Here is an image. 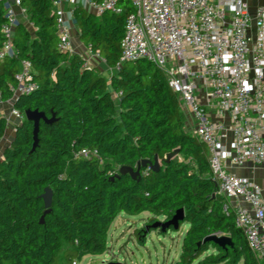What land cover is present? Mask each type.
I'll use <instances>...</instances> for the list:
<instances>
[{
  "label": "trees",
  "instance_id": "16d2710c",
  "mask_svg": "<svg viewBox=\"0 0 264 264\" xmlns=\"http://www.w3.org/2000/svg\"><path fill=\"white\" fill-rule=\"evenodd\" d=\"M53 2L21 0L32 26L18 21L12 39L17 52L0 59V100L12 98L20 62L29 60L37 87L17 96L13 106L52 119L40 121L36 139L33 122L23 119L0 157V264H61L64 244L65 264L101 254L121 213H149L136 232L144 243L146 228L151 231L178 209L184 214L178 229L184 223L188 228L174 264H261L233 211H222L225 197L217 192L206 147L187 128V115L164 72L145 59L117 68L124 23L133 12L130 1L119 2V14L96 15L81 4L72 8L79 40L105 61L108 77L78 52L58 49ZM5 19L1 5L0 26ZM3 40L0 31V48ZM4 130L0 117V138ZM81 149L96 154H77ZM156 156L158 171L141 168L138 179L119 174L122 165L135 169L139 160L154 162ZM47 187L53 196L44 214L40 196ZM211 234L229 236L233 246L206 242Z\"/></svg>",
  "mask_w": 264,
  "mask_h": 264
},
{
  "label": "built area",
  "instance_id": "2783aa9c",
  "mask_svg": "<svg viewBox=\"0 0 264 264\" xmlns=\"http://www.w3.org/2000/svg\"><path fill=\"white\" fill-rule=\"evenodd\" d=\"M120 1L54 0L58 49L77 52L68 24L74 5L81 4L96 15L119 14ZM129 1L133 12L124 23L117 68L123 62L145 59L164 72L192 119L190 128L206 147L217 192L225 197L222 211H233L248 248L264 264L262 189L231 170L247 162H264V5L251 12L246 0ZM1 5L6 17L0 26L3 59L17 52L12 43L19 21L14 7L25 15L26 9L21 0H0ZM92 54L105 62L98 53ZM86 64L91 65L87 60ZM15 80L12 101L36 89L29 60L20 62ZM211 106L217 119L209 112ZM10 115L18 123L26 118L14 106ZM77 154L91 157L96 151L81 149Z\"/></svg>",
  "mask_w": 264,
  "mask_h": 264
},
{
  "label": "rangeland",
  "instance_id": "374dc122",
  "mask_svg": "<svg viewBox=\"0 0 264 264\" xmlns=\"http://www.w3.org/2000/svg\"><path fill=\"white\" fill-rule=\"evenodd\" d=\"M74 29L72 26L71 44L73 50L81 54L91 65L105 69L106 72L103 74L108 77L110 70L106 69L104 63L97 59L84 45L79 44ZM148 217V212H141L136 215L119 214L109 227L106 251L98 255H86L76 264H108L109 262L174 264L179 259L182 238L188 228V223H184L177 230L170 228L166 233H160L153 228L150 231V228H146L142 240L144 243H142L138 240L136 232L145 227ZM148 231L149 233L146 234ZM66 248L67 245L64 244L59 254L61 264H65L67 261L63 255Z\"/></svg>",
  "mask_w": 264,
  "mask_h": 264
},
{
  "label": "water",
  "instance_id": "95a60500",
  "mask_svg": "<svg viewBox=\"0 0 264 264\" xmlns=\"http://www.w3.org/2000/svg\"><path fill=\"white\" fill-rule=\"evenodd\" d=\"M8 1L13 2V0H8ZM13 105H14V101H13ZM24 112L26 115V119L33 122L34 124L33 133L36 139L40 121L43 120L45 122H50L52 119H48V117L44 112L38 111L37 109L34 110L26 109ZM175 153H177V150L174 153L168 154L167 160L172 158V156ZM141 168H149L152 171H158L160 168V162L157 156L155 157L154 162L148 159L139 160L137 162V166L135 169L129 165H122L119 167V174L121 175L128 174L132 179H138L140 177ZM52 196H53V192L49 187L45 188L44 193H42L40 196V198L44 202V207H45L44 214H47L50 211L52 205ZM183 219H184L183 209H178L170 219L157 221L151 225V228L153 229L160 228L161 232H166L170 228L177 230L179 228V222L182 221ZM42 221H43V216L41 217V222ZM205 241L212 242L222 248L233 246V242L231 238L226 235L211 234L205 238ZM108 264H121V263L109 262Z\"/></svg>",
  "mask_w": 264,
  "mask_h": 264
},
{
  "label": "crops",
  "instance_id": "0c3cea01",
  "mask_svg": "<svg viewBox=\"0 0 264 264\" xmlns=\"http://www.w3.org/2000/svg\"><path fill=\"white\" fill-rule=\"evenodd\" d=\"M246 1L248 2L249 10L251 12H253L257 6L264 5V0H246ZM14 10L18 16L19 21L20 20L24 21V23H26L29 27L32 26L31 23L27 21L26 15L20 13V9L18 7H14ZM68 24L71 29H72V26H74L75 28L74 30L77 34L78 42L79 44H82L81 41L79 40L77 27L73 23L72 16L68 17ZM12 108H13V101L11 99L0 100V117L4 118L5 120L4 134L0 138V157L2 156L4 149L10 145L13 139V136H14V132H15V125H17L18 123V121L10 115ZM209 112L212 118L214 119L218 118L214 106H211L209 108ZM191 122H192V119L190 117H187V126H188L187 128L190 130H192L190 128ZM231 170L238 176L247 177L257 182L262 189V198L264 201V162L258 165H253L252 163L247 162L243 166L233 167Z\"/></svg>",
  "mask_w": 264,
  "mask_h": 264
}]
</instances>
